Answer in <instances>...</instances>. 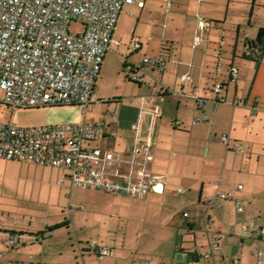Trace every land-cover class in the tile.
Instances as JSON below:
<instances>
[{
    "label": "crops",
    "instance_id": "1",
    "mask_svg": "<svg viewBox=\"0 0 264 264\" xmlns=\"http://www.w3.org/2000/svg\"><path fill=\"white\" fill-rule=\"evenodd\" d=\"M261 29L264 0H134L124 6L96 80V100L80 122L103 125L105 136L91 145L121 154L134 143L130 126L144 97V109L158 112L148 168L162 178L163 191L138 198L74 187L66 171L41 166L65 187L64 194L79 189L87 199L77 198L70 221L39 213L35 226L29 208L0 202V264H264V241L254 231L264 227V49L258 60L245 49ZM196 36L200 42L194 46ZM134 41L137 51L129 47ZM160 54L168 59L163 73L144 66L136 71L139 82L128 80L125 65ZM115 63L137 86V96L101 101L108 109L97 112V86L104 68ZM232 68L238 72L234 82ZM184 74L191 81L181 85ZM217 82L223 87L219 97L212 93ZM158 88L163 91L157 95ZM192 95L204 100L203 109ZM150 123L145 113L143 134ZM233 144L246 151H233ZM220 193L231 196L221 199ZM82 206L107 209L108 226L89 222L90 213L77 212ZM245 226L251 230L244 232ZM10 235L20 237L12 247L6 242ZM215 240L221 249L200 260ZM91 243L109 254L99 256ZM255 249L262 252L260 261Z\"/></svg>",
    "mask_w": 264,
    "mask_h": 264
},
{
    "label": "built area",
    "instance_id": "2",
    "mask_svg": "<svg viewBox=\"0 0 264 264\" xmlns=\"http://www.w3.org/2000/svg\"><path fill=\"white\" fill-rule=\"evenodd\" d=\"M133 3L134 0H0V102L13 109L76 105L87 109L96 100L93 94L96 80L104 55L113 42L119 14L124 6ZM138 6L142 7L143 3L139 2ZM72 22L81 24L82 33L70 34L68 27ZM193 42L194 46L199 44V37ZM129 47L137 51L140 44L134 41ZM245 49L253 60L260 58L261 49L257 45ZM167 62L166 54L143 56L140 64L125 65L124 72L129 81L139 82L138 69L147 66L163 73ZM237 76V70L232 68L231 81ZM180 81L183 85L191 78L184 74ZM222 88V84L215 83L214 96L219 97ZM162 91L158 88L156 94ZM191 97L200 109L204 108L203 99ZM144 99L140 98L138 116L130 126L134 143L121 154L91 145L105 136L101 124L79 122L22 129L0 122V159L64 170L74 187L138 198H145L151 190L162 192V178L148 168L152 159L153 121L158 112L146 111ZM145 113L151 116V123L143 134L141 124ZM220 139L223 144L229 142L227 135ZM231 149L241 154L246 151L245 146L237 144ZM123 166L127 168L125 172L121 170ZM230 196L231 193L218 195L221 199ZM235 204L241 212V202L235 200ZM183 216L189 218L187 212ZM250 230L243 227L244 232ZM254 231L264 241V227L256 226ZM19 240V236L10 235L6 242L12 247ZM90 248L99 256L109 254V250L94 243ZM219 249L220 244L213 241L200 260ZM253 254L258 261L262 259L259 249ZM233 264L240 263L234 260Z\"/></svg>",
    "mask_w": 264,
    "mask_h": 264
},
{
    "label": "rangeland",
    "instance_id": "3",
    "mask_svg": "<svg viewBox=\"0 0 264 264\" xmlns=\"http://www.w3.org/2000/svg\"><path fill=\"white\" fill-rule=\"evenodd\" d=\"M68 31L72 35H77L82 33L83 27L78 22H72ZM117 68L115 63L107 70L106 68L103 70V77L95 92L100 100L97 104L102 108L97 112L108 109L101 101H124L137 96V86L125 80L122 74L117 72ZM90 107L87 110L84 106L78 105L13 109L0 102V122L10 123L22 129L73 124L79 123L84 115H89ZM3 162L6 165L0 169V202L15 203L17 208L20 205L29 208L33 215V226L37 224L39 213L42 218L59 220L65 216L70 221L71 214L76 215L77 198L87 199L85 193L79 189H74L71 195L64 194L65 187H58L57 180L53 179L49 170L40 165L22 161ZM81 208L84 210L77 212H85L81 215L90 213L87 215L89 218L86 217L89 222L95 223V226H108L111 215L107 209L99 206Z\"/></svg>",
    "mask_w": 264,
    "mask_h": 264
},
{
    "label": "trees",
    "instance_id": "4",
    "mask_svg": "<svg viewBox=\"0 0 264 264\" xmlns=\"http://www.w3.org/2000/svg\"><path fill=\"white\" fill-rule=\"evenodd\" d=\"M251 45H257L260 47L261 51L264 49V29L259 30L256 42L252 43Z\"/></svg>",
    "mask_w": 264,
    "mask_h": 264
}]
</instances>
